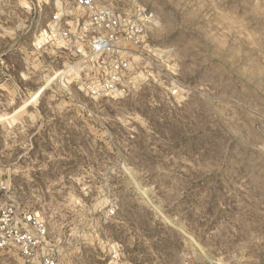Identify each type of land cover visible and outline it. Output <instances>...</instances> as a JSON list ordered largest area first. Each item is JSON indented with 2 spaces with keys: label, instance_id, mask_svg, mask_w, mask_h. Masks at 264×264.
<instances>
[{
  "label": "rangeland",
  "instance_id": "374dc122",
  "mask_svg": "<svg viewBox=\"0 0 264 264\" xmlns=\"http://www.w3.org/2000/svg\"><path fill=\"white\" fill-rule=\"evenodd\" d=\"M51 1L0 0V202L60 264H264V0H102L152 13L121 98L40 35Z\"/></svg>",
  "mask_w": 264,
  "mask_h": 264
},
{
  "label": "built area",
  "instance_id": "2783aa9c",
  "mask_svg": "<svg viewBox=\"0 0 264 264\" xmlns=\"http://www.w3.org/2000/svg\"><path fill=\"white\" fill-rule=\"evenodd\" d=\"M51 6L40 35L48 42H63V47L72 44L77 54L93 63L97 74L85 88L93 96L121 98L137 76L152 77V62L142 56L152 13L144 8L117 11L102 0H52ZM46 237L40 213L0 202V264H60Z\"/></svg>",
  "mask_w": 264,
  "mask_h": 264
}]
</instances>
